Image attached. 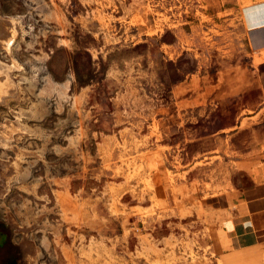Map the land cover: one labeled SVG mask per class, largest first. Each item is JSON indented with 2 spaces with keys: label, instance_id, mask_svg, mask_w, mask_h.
<instances>
[{
  "label": "rangeland",
  "instance_id": "374dc122",
  "mask_svg": "<svg viewBox=\"0 0 264 264\" xmlns=\"http://www.w3.org/2000/svg\"><path fill=\"white\" fill-rule=\"evenodd\" d=\"M239 17L237 0H0V264H222L205 216L246 180L219 146Z\"/></svg>",
  "mask_w": 264,
  "mask_h": 264
},
{
  "label": "crops",
  "instance_id": "0c3cea01",
  "mask_svg": "<svg viewBox=\"0 0 264 264\" xmlns=\"http://www.w3.org/2000/svg\"><path fill=\"white\" fill-rule=\"evenodd\" d=\"M237 3V44L238 52L243 45V58L235 71H229L236 75L238 99L227 107L237 111L229 112L227 128L221 132H233L226 139L221 136L219 146L222 157H244L238 169L246 180L221 194L219 205L205 219L206 224L219 226L211 232L221 237L219 250L226 252L222 264H264V0Z\"/></svg>",
  "mask_w": 264,
  "mask_h": 264
}]
</instances>
